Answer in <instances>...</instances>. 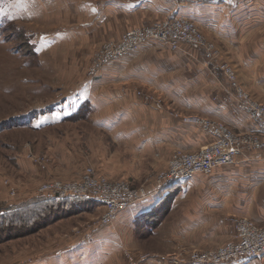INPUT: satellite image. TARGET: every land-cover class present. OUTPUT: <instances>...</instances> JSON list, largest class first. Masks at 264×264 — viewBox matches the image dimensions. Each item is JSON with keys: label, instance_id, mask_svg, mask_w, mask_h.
<instances>
[{"label": "rangeland", "instance_id": "374dc122", "mask_svg": "<svg viewBox=\"0 0 264 264\" xmlns=\"http://www.w3.org/2000/svg\"><path fill=\"white\" fill-rule=\"evenodd\" d=\"M208 1L211 0L197 2ZM155 18L150 11L125 14L109 10L103 0H0V215L5 216L1 217L3 221H9L7 215L16 220L9 225L0 223V264H192L195 253L206 251L180 240L167 250L165 238L151 237L147 228L140 232L139 221L119 224L129 208L113 222L104 224L105 205L83 199H78L83 200L81 203L53 205L51 199L45 198L52 196L47 186L85 183L89 169L93 170L91 177H105L111 183L126 182L131 189L144 188L153 193L160 184V170L168 167L175 152L182 150H174L165 162L152 153L136 155L99 122L96 105L104 103L96 95V86L91 98L95 106L84 101L88 79L95 81L105 65L135 54L149 43L193 56L185 45L173 50L157 40H146L133 53L105 58L110 50L106 48L108 44L118 45L127 32L152 26L170 16ZM197 26L215 47L210 60L198 53L208 63L214 61L226 77L224 102L233 107L236 96L235 87L222 68L228 65L236 82L264 103L241 84L236 69L225 61L217 43ZM128 86L134 89L138 102L167 107L180 122L186 116L206 117L169 108L168 99L165 101L147 87L131 83ZM80 93V117L59 108H66L65 103ZM240 219L249 218H231L235 233L223 244L237 234Z\"/></svg>", "mask_w": 264, "mask_h": 264}, {"label": "crops", "instance_id": "0c3cea01", "mask_svg": "<svg viewBox=\"0 0 264 264\" xmlns=\"http://www.w3.org/2000/svg\"><path fill=\"white\" fill-rule=\"evenodd\" d=\"M103 5L125 14L150 11L155 20L168 16L193 19L217 43L225 61L236 69L241 84L264 101V0L182 4L172 0H103ZM226 81L216 63H208L198 52L189 57L149 43L139 52L105 65L95 81L88 79L84 101L95 106L91 98L96 86V95L104 103L96 105L101 125L136 155L152 153L165 162L174 150H197L213 138L200 127L180 122L167 107L138 102L128 84L158 93L165 101L168 99L169 108L224 121L235 131L251 129L254 125L247 115L224 102ZM82 101L80 93L65 103L66 108H59L77 115ZM253 156L249 163L221 167L209 176L196 175L167 190L153 191L149 198L122 214L119 224L139 221L140 232L147 228L151 237L165 238L167 250L179 240L215 249L235 233L230 222L233 217H246L264 225V151ZM241 263H264V256Z\"/></svg>", "mask_w": 264, "mask_h": 264}, {"label": "built area", "instance_id": "2783aa9c", "mask_svg": "<svg viewBox=\"0 0 264 264\" xmlns=\"http://www.w3.org/2000/svg\"><path fill=\"white\" fill-rule=\"evenodd\" d=\"M146 40H157L173 50L185 45L189 47L192 55L200 52L207 60L212 58L215 50L214 45L205 39L194 21L174 16L141 30L127 32L118 45L111 43L106 46L110 50L105 58L122 57L133 53ZM222 68L235 87L233 108L245 113L254 126L244 132H235L220 121L200 116L183 117L181 119L183 123L200 127L213 140L197 151L175 152L167 169L160 173V184L154 192L188 182L199 174L210 175L221 167L253 161L255 153L264 151V103L253 98L236 82L231 67L224 65ZM92 173L93 170L89 169L85 183L80 185L56 183L45 188L52 196L60 199H87L105 205L107 212L102 220L104 224L113 222L120 212L143 202L152 194L144 188L131 189L126 182L111 183L105 177H91ZM237 223V234L233 238L215 250L195 253L192 264H233L264 256V227L249 219H240Z\"/></svg>", "mask_w": 264, "mask_h": 264}, {"label": "trees", "instance_id": "16d2710c", "mask_svg": "<svg viewBox=\"0 0 264 264\" xmlns=\"http://www.w3.org/2000/svg\"><path fill=\"white\" fill-rule=\"evenodd\" d=\"M81 114H82V112H79L78 115H77L76 117H77V118L80 117ZM45 198L51 199L50 202L53 201V203H54L53 205L57 204V202H60V203H63V204H68V203L71 202V201H73V202H75V203H76V202H77V203H79V202L81 203V201H83V200H84L85 202H86V201H89V202H93L94 204H97V203H95L94 201H92V200H87V199H83V200H78V199H76V198L60 199V198H57V197H55V196H49V197H45ZM50 211H51V210H50ZM41 214H42V213H41ZM41 214H40V215H41ZM38 216H39V215H38ZM1 217H3V215H0V223H1V224H3V223H4V224H5V223L7 224V223H8V225H9V223H11V220L13 219V218H12L13 216H10V215L8 216V215H7L6 218L9 220V221L7 222V220H4V221L1 220V219H2ZM4 217H5V216H4ZM4 217H3V218H4ZM6 218H5V219H6ZM12 221H16V220H12Z\"/></svg>", "mask_w": 264, "mask_h": 264}, {"label": "water", "instance_id": "95a60500", "mask_svg": "<svg viewBox=\"0 0 264 264\" xmlns=\"http://www.w3.org/2000/svg\"><path fill=\"white\" fill-rule=\"evenodd\" d=\"M15 119V118H14Z\"/></svg>", "mask_w": 264, "mask_h": 264}]
</instances>
